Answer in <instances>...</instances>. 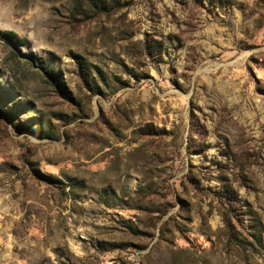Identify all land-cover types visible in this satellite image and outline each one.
<instances>
[{"label":"rangeland","instance_id":"1","mask_svg":"<svg viewBox=\"0 0 264 264\" xmlns=\"http://www.w3.org/2000/svg\"><path fill=\"white\" fill-rule=\"evenodd\" d=\"M0 264H264V0H0Z\"/></svg>","mask_w":264,"mask_h":264},{"label":"trees","instance_id":"2","mask_svg":"<svg viewBox=\"0 0 264 264\" xmlns=\"http://www.w3.org/2000/svg\"><path fill=\"white\" fill-rule=\"evenodd\" d=\"M5 35L11 39H14L15 42L19 45H26V41L18 38L14 33L12 32H6Z\"/></svg>","mask_w":264,"mask_h":264}]
</instances>
